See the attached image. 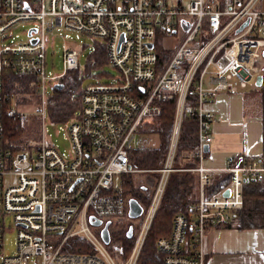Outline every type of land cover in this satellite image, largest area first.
Instances as JSON below:
<instances>
[{
  "label": "built area",
  "instance_id": "2783aa9c",
  "mask_svg": "<svg viewBox=\"0 0 264 264\" xmlns=\"http://www.w3.org/2000/svg\"><path fill=\"white\" fill-rule=\"evenodd\" d=\"M257 2L0 0V40L17 23L33 22L27 43L0 47V252L7 216L16 229V254L3 257L0 264L27 263L31 258L40 264H117L100 236L91 231L88 218L104 223L124 217L127 200L118 177L139 171L130 166L128 153L138 149L136 134L157 136L147 129L161 114L163 102L174 106L168 147L163 165L151 170L159 174L158 183L123 264H136L167 179L175 172L197 174L198 199L189 216L173 217L170 235L155 245L163 264H205L207 226L227 224L230 213L242 207L243 185L264 180V153L228 161L221 169L205 166V146L211 143V128L217 121L206 108L208 102L217 93L257 88V77L262 75L264 12L256 9ZM178 23L174 48H162L158 42L177 35ZM54 28L83 33L103 44L107 65L117 70L110 82L81 89L80 109L64 123L68 157L49 141L45 127L47 85L58 84L64 76L46 74L48 35ZM157 51L170 53L163 66ZM78 58L77 51H66V71L79 70ZM3 70L34 78L31 85L40 99L38 139L17 151L2 148V118H14L24 127L28 113L17 107L13 95L2 93ZM6 100L10 107L4 111ZM185 115L196 123L197 131L184 160L196 165L180 167L175 163ZM225 175L227 185L207 197L216 177ZM74 237L83 239L91 252H63L66 240Z\"/></svg>",
  "mask_w": 264,
  "mask_h": 264
},
{
  "label": "trees",
  "instance_id": "16d2710c",
  "mask_svg": "<svg viewBox=\"0 0 264 264\" xmlns=\"http://www.w3.org/2000/svg\"><path fill=\"white\" fill-rule=\"evenodd\" d=\"M157 58L158 64L163 66L170 58V53L157 51ZM263 58L259 62V66L262 69L263 83L257 91L261 96V104L264 106V62H261ZM106 66L105 48L103 44L95 42L92 51L86 57L83 71L80 72L78 69L68 70L67 74L59 80L58 84L51 87L46 105L49 118L55 123L68 122L73 114L80 109L81 98L78 89L83 79L92 76V71H97L100 74V71ZM33 80L35 79L32 77H21L10 70H3L1 73L2 93L9 94V96L13 95L17 104H25L23 102L20 103L19 100L26 99V96H36L35 87L31 85ZM160 105L162 106L161 114L155 119L154 125L147 129L148 132L157 134L159 147L154 149L138 148L130 151L128 155L132 168L157 169L164 163L171 134L174 106L171 102H163ZM9 107L10 101H4L2 109L6 111ZM196 131V123L185 115L180 129L176 166L187 167L196 165L195 161L194 163H189L184 160L188 157L191 147L194 146ZM29 137V132L27 133L21 129L16 119L3 116V149L9 151L24 149L28 145ZM37 138L38 134L35 139ZM262 141L264 145V138ZM152 178V187L148 188V191L145 192L147 187L135 185L131 179V175L122 176L126 200L134 198L143 207V215L139 219H136V224L133 223L134 220H130L127 217L126 211L124 217H126V220H129L125 226L113 230L108 228L111 242L120 243L119 247L123 258L128 256L133 247L136 234L144 218V213L148 209L157 186L159 174L154 173ZM197 180V174L190 172H175L169 175L136 264H163L162 254L157 250L155 245L156 241L161 237H168L170 235L172 220L175 215L183 214L189 216L191 214L192 208L198 199ZM227 182V175L216 177L212 185L207 189L206 196L209 197L220 188L226 186ZM129 226L133 227L131 238L126 237V231ZM229 226H233L238 230L264 228V180L248 181L243 185L241 209L231 212L229 222L219 227ZM109 227H111V223ZM62 250L67 253L91 252V248L80 237L67 239Z\"/></svg>",
  "mask_w": 264,
  "mask_h": 264
},
{
  "label": "rangeland",
  "instance_id": "374dc122",
  "mask_svg": "<svg viewBox=\"0 0 264 264\" xmlns=\"http://www.w3.org/2000/svg\"><path fill=\"white\" fill-rule=\"evenodd\" d=\"M188 1V0H184ZM222 2V0H216ZM168 5L173 4L171 0H168ZM47 5V3H46ZM187 22V18H182ZM33 27V22H19L12 27V29L8 32L9 36L4 39L0 40V47L4 45H17L19 43H27L29 41L28 38V31ZM179 23L177 25V35L171 37L170 40L161 39L158 43L161 45L162 48H174L173 39L175 37H179ZM231 36V35H230ZM1 39V36H0ZM94 46V40L87 36L86 34L75 32L66 28H54L51 35H48V43H47V50H46V74L50 76H61L67 74L64 65V54L67 50H75L77 51L79 58L78 62L80 64L79 71L82 72L84 69V65L86 63L87 55L92 51ZM264 62V58L262 60ZM117 75V70L110 66L104 67L100 74L97 71H92V76L85 77L83 82L78 89L80 92L83 87L89 84H96V83H107L112 80L113 77ZM50 85H47V93L49 95L51 90ZM77 91V92H78ZM36 92V91H35ZM243 97L238 98V102L242 104V107L239 108L237 114L232 115V117L237 118V122L235 125H229L230 127H238L239 132L234 134L233 131H228L227 135L222 138L229 139L234 141H242L244 138L242 137V133L246 134V140L252 141L254 138H260L261 134L259 132V128L257 125L261 126V132L263 129L264 123V106L261 104V96L257 90L252 91L251 89L243 90ZM19 102H23L25 104H17V106L26 111L28 113V123L24 127H20L21 129L25 130V132H29V140L28 145L37 139L36 136L39 131L40 121L39 117L36 116V113L41 109L39 105L40 99L39 96H26V99H20ZM45 127L47 132V137L49 141L55 146V148L59 151V153L64 156L68 157L69 154V141L67 139L66 132L64 130V123H55L47 114L46 111V119H45ZM242 132V133H241ZM240 134V135H239ZM151 139L146 137V133H138L135 136V143L134 146L136 148H158L159 147V138L152 134L150 136ZM264 138V131L262 133V140ZM245 140V141H246ZM27 145V146H28ZM136 169V168H135ZM139 171L133 172L131 175V179L135 185H144L147 188H151L152 185L149 187V184H153L152 175L154 174V169H136ZM117 179V178H116ZM118 180H122V177H118ZM145 194V192H144ZM129 220V219H128ZM126 217H123L122 220L116 221L112 220L109 221L111 223L110 230L113 229H120L121 227L125 226L128 222ZM134 224L137 223L136 220L133 221ZM91 231L99 236L100 228H92ZM16 229L13 226L12 220L10 216H7L5 221V230L3 232V245L0 252V263L3 260V257L14 256L16 254ZM144 243V242H143ZM134 245V244H133ZM110 254L114 257V260L117 264H123L129 257L131 251L129 252L126 258H123L120 251V243L119 242H111L109 245H106ZM143 246V245H142ZM133 248V247H132ZM142 249V247H141ZM141 252V250H140ZM140 255V253H139ZM139 259V256L137 260ZM137 263V261H136ZM20 264H40L38 258H31L27 263H20Z\"/></svg>",
  "mask_w": 264,
  "mask_h": 264
},
{
  "label": "crops",
  "instance_id": "0c3cea01",
  "mask_svg": "<svg viewBox=\"0 0 264 264\" xmlns=\"http://www.w3.org/2000/svg\"><path fill=\"white\" fill-rule=\"evenodd\" d=\"M165 1L168 4V0ZM171 2L173 4L170 5H175L186 1L171 0ZM256 9L264 12V0H258ZM263 54L262 57H264ZM248 88L255 91L260 86L246 89ZM242 91L234 94L217 93L207 104L206 108L217 118L211 128V143L205 161L207 168L221 169L228 161L241 162L264 153L262 141L264 123L262 132L261 126L257 125L261 134L260 138L247 141L246 134L241 132L244 138L242 141L222 140L228 131H233L234 134L240 131L238 127L229 125H235L237 122V118L232 115L237 114L239 108L242 107V104L237 101L238 98L243 97ZM204 251L205 264H264V228L238 230L233 226L219 227L210 224L205 231Z\"/></svg>",
  "mask_w": 264,
  "mask_h": 264
},
{
  "label": "water",
  "instance_id": "95a60500",
  "mask_svg": "<svg viewBox=\"0 0 264 264\" xmlns=\"http://www.w3.org/2000/svg\"><path fill=\"white\" fill-rule=\"evenodd\" d=\"M248 23V20L245 21V23H243L241 25V27L239 28V30L244 27L246 24ZM32 29H30L28 31V35L30 34V31ZM238 30V31H239ZM36 42V40H32V43L34 44ZM149 47H151V45H149ZM264 55V54H263ZM261 83H262V75H259L257 77V81H256V85L257 86H261ZM209 150V145H206L205 146V152H208ZM229 194V190H225L223 195L224 196H228ZM143 214V210L141 208V205L140 203L134 199V198H131L127 201V217L130 219V220H136V219H139ZM88 221H89V224L92 226V227H98L100 228V231H99V236H100V239L103 241V243L105 245H109L110 243V234H109V225H110V222L109 221H106L103 223L102 220L100 219H96L95 217L93 216H90L88 218ZM132 231H133V227L132 226H129L127 231H126V237L127 238H131L132 236Z\"/></svg>",
  "mask_w": 264,
  "mask_h": 264
},
{
  "label": "flooded vegetation",
  "instance_id": "af4514ba",
  "mask_svg": "<svg viewBox=\"0 0 264 264\" xmlns=\"http://www.w3.org/2000/svg\"><path fill=\"white\" fill-rule=\"evenodd\" d=\"M151 185H152V184H149L148 186L150 187ZM146 191H148V188L145 189V192H146ZM140 205H141V204H140ZM141 208H142V210H143L142 205H141ZM142 215H143V214H142Z\"/></svg>",
  "mask_w": 264,
  "mask_h": 264
},
{
  "label": "bare ground",
  "instance_id": "6f19581e",
  "mask_svg": "<svg viewBox=\"0 0 264 264\" xmlns=\"http://www.w3.org/2000/svg\"><path fill=\"white\" fill-rule=\"evenodd\" d=\"M124 191V190H123ZM125 195V194H124ZM149 207V206H148ZM127 211V210H126ZM126 215V214H125Z\"/></svg>",
  "mask_w": 264,
  "mask_h": 264
}]
</instances>
